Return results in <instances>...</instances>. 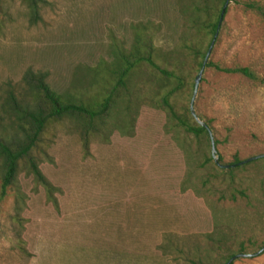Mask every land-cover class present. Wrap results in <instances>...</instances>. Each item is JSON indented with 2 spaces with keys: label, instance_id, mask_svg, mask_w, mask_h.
Here are the masks:
<instances>
[{
  "label": "rangeland",
  "instance_id": "1",
  "mask_svg": "<svg viewBox=\"0 0 264 264\" xmlns=\"http://www.w3.org/2000/svg\"><path fill=\"white\" fill-rule=\"evenodd\" d=\"M43 1L34 24L22 0L2 2L0 102L7 85L18 87L29 69L46 73L57 92L84 90L86 70L109 60L114 42L129 47L138 28L172 56L169 69L182 61L179 68L193 72L195 90L197 66L181 51L190 38L183 0ZM249 1L264 7V0H230L209 62L249 68L258 79L206 66L194 102L211 125L222 166L236 155L242 161L264 155V17L244 7ZM194 90L183 97L189 108ZM141 91L132 137L92 138L86 150L73 121L48 129L39 165L57 189L59 211L21 170L28 254L17 249L10 191L0 203V264H190L193 256L214 263L218 249L253 255L232 264H264V159L241 166L231 180L214 161L205 163L212 142L168 134L166 114L145 100L147 87ZM167 241L178 249L176 262L158 250Z\"/></svg>",
  "mask_w": 264,
  "mask_h": 264
},
{
  "label": "trees",
  "instance_id": "2",
  "mask_svg": "<svg viewBox=\"0 0 264 264\" xmlns=\"http://www.w3.org/2000/svg\"><path fill=\"white\" fill-rule=\"evenodd\" d=\"M22 1L29 11L31 24L39 22L44 1ZM183 1L187 34L190 38L183 41L181 51L186 52L193 65L197 66L193 70L197 74L203 67L217 33L227 0ZM2 2L0 0V7ZM244 7L264 17L263 6L249 1L244 3ZM170 58L171 55L155 44L154 35L149 30L138 28L129 47L114 42L110 48L109 60L103 59L96 67L86 70L88 86L84 90H76L72 86L64 92H57L49 85L46 73L31 69L25 72L18 87L11 83L7 85L0 102V203L6 200L10 191L15 192V212L11 222L14 225L17 249L22 255H27L28 250L22 237L27 196L18 182L21 170L44 188L48 202L59 211L55 195L57 189L45 177L39 165L44 137L52 125L65 121L76 123L86 150L92 138L98 137L106 142L114 132L132 137L135 132L136 103L140 101L141 90L147 87L151 93L145 100L153 108L166 114L165 130L168 134L184 133L201 145L203 142L210 145V123L204 121L206 126H201L192 117L188 104L183 101L188 87L191 95L193 94L194 79L189 82L193 72L186 73L183 68H179L182 61L179 66L176 67L175 64V68L169 69L166 64L170 62ZM206 66L230 75L239 74L253 81L258 79L249 68L221 67L212 62ZM199 118L203 121V118ZM213 161L212 156H205L206 164ZM221 161L220 159V163ZM242 162L244 161L236 155L232 163L223 165L220 173L228 174L234 181L235 172L245 165H241ZM236 192L246 196L244 190ZM232 198L235 200L236 196L233 195ZM167 242L168 245H159L158 250L163 258L176 262L174 255L178 249L172 245V241ZM218 250L214 263L210 262L211 257L208 256L205 259L190 256L187 260L190 264H227L237 256L236 253Z\"/></svg>",
  "mask_w": 264,
  "mask_h": 264
},
{
  "label": "water",
  "instance_id": "3",
  "mask_svg": "<svg viewBox=\"0 0 264 264\" xmlns=\"http://www.w3.org/2000/svg\"><path fill=\"white\" fill-rule=\"evenodd\" d=\"M229 3H230V0H227L226 3H225L224 9H223L221 17H220V22H219V27H218L217 33H216V35H215V37H214V39H213V41H212V43L210 45V48H209V50L207 52L206 58H205L204 63H203V67L200 70V72H199V74H198V76L196 78V82H195V90H194V95H193L191 106H190V112H191L192 117L203 127H205L206 124L196 114L195 108H194V102H195L196 94H197V91H198V86H199V84L201 82V79H202V75L204 73V70L206 68L207 63L209 62V58H210V56L212 54L214 45H215L216 40H217V38L219 36L220 30H221V27H222V24H223V21H224V16H225V13H226V10H227V7H228ZM211 142H212V152H211L212 158L214 159V162L216 163V165H218L219 167H223L220 164L219 155L217 154L216 145H215V141H214V138H213L212 134H211ZM260 158H264V155L250 158V159L242 162L241 165L249 163V162H251L253 160H256V159H260ZM226 168H228V166H226ZM258 254L259 253H257V255ZM251 256H253V255L241 254V255L236 256L233 259H231L227 264H231L237 257H241L242 258V257H251Z\"/></svg>",
  "mask_w": 264,
  "mask_h": 264
}]
</instances>
